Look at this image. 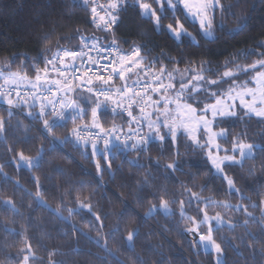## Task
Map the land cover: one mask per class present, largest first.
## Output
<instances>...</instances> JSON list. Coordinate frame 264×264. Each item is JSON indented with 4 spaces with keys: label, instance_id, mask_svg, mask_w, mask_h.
<instances>
[{
    "label": "trees",
    "instance_id": "trees-1",
    "mask_svg": "<svg viewBox=\"0 0 264 264\" xmlns=\"http://www.w3.org/2000/svg\"><path fill=\"white\" fill-rule=\"evenodd\" d=\"M116 2L118 25L105 33L85 0H0V72L32 82L59 51L79 49L82 38L115 43L124 56L138 47L140 63L187 81H217L264 60V0H219L212 39L180 11L161 12L155 0L144 2L157 25L137 0ZM178 20L188 32L180 40L168 31ZM75 106L80 115L69 111L50 127L37 106H0V264H215L214 254L189 238L194 230L203 234L204 217L215 215L226 223L212 224L221 264H264L263 121L220 123L221 144L251 145L254 153L221 176L184 134L162 131L161 141L137 148H82L73 139L77 127L108 132L128 120L91 94L77 93Z\"/></svg>",
    "mask_w": 264,
    "mask_h": 264
},
{
    "label": "rangeland",
    "instance_id": "rangeland-1",
    "mask_svg": "<svg viewBox=\"0 0 264 264\" xmlns=\"http://www.w3.org/2000/svg\"><path fill=\"white\" fill-rule=\"evenodd\" d=\"M155 1L157 3V0ZM172 2L175 5L174 8H170L167 3L164 8L168 7L175 15L180 11L188 21L198 26L205 38L212 39L214 37L212 18L215 9L219 7V0H214L215 8L208 13L210 17L203 22L201 20L203 14L198 15L197 9L201 8L203 3H207V0H188L192 8L182 7L181 0H172ZM159 9L163 12L160 6ZM108 10L116 15L112 8L108 7ZM152 11L149 8L146 14L143 11L142 14L146 17H152ZM154 22L156 25L158 24V20H154ZM177 25H180V28H177ZM168 31L177 40L188 34L180 20H178L175 27L169 28ZM209 31L212 35L206 37ZM138 57L132 60L125 58L124 63L139 61ZM262 61L249 70L225 72L217 81L207 79L203 75H195L187 81V75L185 74L175 76L164 69L157 70V82L154 91L150 94V106L142 117L148 142L161 141L162 131L173 137L184 134L193 144L203 148L204 154L215 173L224 176L225 167L241 165L246 158L252 157L254 154L253 147L242 143H233L229 147L221 144L220 140L226 137V133L221 128L220 123L224 120H233L242 116L255 117L264 122V60ZM15 77L17 80H15ZM40 77L42 78L41 84L36 86V91L45 88L50 83L45 76L41 75ZM11 82L17 85L22 83L28 89L32 88L28 85V80L18 79L14 73L0 72V84ZM55 83L59 84L58 82ZM62 94L69 96L68 91L63 90ZM75 98L76 94L74 100ZM23 104H29L32 107L37 106V112L40 116L48 115L47 108L41 105L34 94L25 103H21L17 99L4 98L0 100V106L13 110ZM74 104L75 102L69 110L74 115H80V108ZM48 120L46 125L50 127L53 120L52 118ZM93 123L97 124L95 121ZM46 129L43 130L44 134ZM79 146L85 148V146ZM221 161H224V166L222 169H217L215 164ZM227 182L230 190L233 191L234 188L231 182ZM262 214L264 215V200L262 202ZM203 223L206 225L204 233L200 234L197 230H194L189 233V238L193 242H198L202 250L213 253L215 264H221L223 261L222 253L212 239V224L219 226L226 223L219 215L214 217L205 216Z\"/></svg>",
    "mask_w": 264,
    "mask_h": 264
},
{
    "label": "built area",
    "instance_id": "built-area-1",
    "mask_svg": "<svg viewBox=\"0 0 264 264\" xmlns=\"http://www.w3.org/2000/svg\"><path fill=\"white\" fill-rule=\"evenodd\" d=\"M87 4L90 8L95 6L100 16L110 13L112 17H116L110 31H106L103 26L97 28L96 20L92 19L97 29L111 33L118 25V17L98 0H87ZM112 23L108 19V24ZM136 50L140 53L134 47L124 56L115 43L95 46L82 38L79 49L59 51L48 61L44 76L58 78L59 84L50 82L37 91L34 86L28 89L23 84H0V99H17L25 103L34 94L41 105L47 108L54 124L66 116L74 103L75 94H91L95 99L107 102L113 114L126 117L128 126L108 132L98 130L94 124L79 126L73 132L75 142L92 148H110L115 144L129 148L141 147L147 142L142 116L149 109V95L157 82V76L153 66L149 64L139 61L124 63L125 58L132 60L139 56L135 54ZM122 72H125L126 78H123ZM63 90L68 91L69 96L63 95ZM106 155H109V151Z\"/></svg>",
    "mask_w": 264,
    "mask_h": 264
},
{
    "label": "snow or ice",
    "instance_id": "snow-or-ice-1",
    "mask_svg": "<svg viewBox=\"0 0 264 264\" xmlns=\"http://www.w3.org/2000/svg\"><path fill=\"white\" fill-rule=\"evenodd\" d=\"M85 2H87V0H85ZM137 3H138V6L141 8V10L146 14L150 8L149 3L144 2V0H137ZM166 3L169 5L170 8L175 7L172 0H157V4L161 7V9L164 8V5ZM181 6L186 7V8H192V6L188 3V0H181ZM107 7H110L113 10H115L117 7L116 0H112V2H110L107 5ZM214 8H215L214 0H207V3H203L202 7L197 9L198 15H200L201 13L203 14L201 17L202 22L204 20H207L210 17L208 15V13H210L212 10H214ZM91 12H92V16L90 19L96 20V27L97 28H100L101 26H103L106 31H110L111 28L114 27V22H115L116 17H112L110 13H108L107 15L100 16L99 13L97 12V9L95 6H93L91 8ZM151 15H152L154 20H158V16L156 15L155 10H153L151 12ZM108 19H111L113 21V23L111 25L108 24ZM169 28H171V26H169ZM177 28H180V25H177ZM177 35L179 36V33ZM211 35H212L211 31H209V32H207L206 37H211ZM140 47H142V46H140ZM135 54L139 55L140 53L138 50H136ZM223 166H224V161H221L220 163L215 164V167L217 169H222Z\"/></svg>",
    "mask_w": 264,
    "mask_h": 264
},
{
    "label": "crops",
    "instance_id": "crops-1",
    "mask_svg": "<svg viewBox=\"0 0 264 264\" xmlns=\"http://www.w3.org/2000/svg\"><path fill=\"white\" fill-rule=\"evenodd\" d=\"M122 76H123V78H126V75H125V72H122ZM13 79V78H12ZM18 79H21L20 77H18ZM15 80H17L16 79V77H15ZM46 80H48V81H50V82H58L59 83V80L57 79V78H46ZM29 83H30V81H29ZM29 85V84H28ZM32 85H35L36 86V83L35 82H32ZM155 88V87H154ZM154 91V90H153ZM152 91V92H153ZM151 97V96H150ZM3 103V102H2ZM30 106H32V105H30Z\"/></svg>",
    "mask_w": 264,
    "mask_h": 264
}]
</instances>
